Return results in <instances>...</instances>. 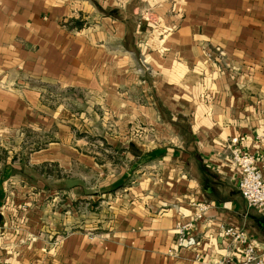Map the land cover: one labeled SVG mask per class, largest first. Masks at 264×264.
I'll return each mask as SVG.
<instances>
[{"label":"crops","instance_id":"1","mask_svg":"<svg viewBox=\"0 0 264 264\" xmlns=\"http://www.w3.org/2000/svg\"><path fill=\"white\" fill-rule=\"evenodd\" d=\"M172 5L158 50L141 0H0V264H201L222 224L264 245L229 147L264 176V0Z\"/></svg>","mask_w":264,"mask_h":264},{"label":"built area","instance_id":"2","mask_svg":"<svg viewBox=\"0 0 264 264\" xmlns=\"http://www.w3.org/2000/svg\"><path fill=\"white\" fill-rule=\"evenodd\" d=\"M145 6L143 15L151 22V32L146 44L150 48L162 50L167 38L175 30V25L167 24L154 9L165 2H172V9L177 13L183 11V0H141ZM153 41V42H152ZM264 144V139H260ZM237 139L229 146L231 162L238 170L237 186L249 206L264 209V176L255 155L239 150L234 146ZM194 214L189 221L179 222L176 226L175 243L179 249L191 248L198 240L191 234L196 223L201 220L207 210L205 203H192ZM221 237L226 243L227 253L220 258H210L196 254L201 264H264V245L256 243L249 237L246 230L222 224ZM174 255L175 251L170 250Z\"/></svg>","mask_w":264,"mask_h":264},{"label":"rangeland","instance_id":"3","mask_svg":"<svg viewBox=\"0 0 264 264\" xmlns=\"http://www.w3.org/2000/svg\"><path fill=\"white\" fill-rule=\"evenodd\" d=\"M153 42V41H152ZM50 99V102L52 103V102H56L57 100H55V99H53V97L52 98H49ZM53 105V104H52ZM74 107L75 108H79V105H74ZM30 135V142H37L38 141V136H40V134H37L36 132L35 133H32V134H29ZM29 137V136H28ZM41 137V136H40ZM98 137H96V139H97ZM13 141H12V145L13 146H15V144H16V142H18V139L19 138H17L16 136H13V138H11ZM95 139V138H94ZM95 144H97V143H95ZM30 145H31V143H29L28 144V149H27V151L30 153V149H31V147H30ZM96 148V147H95ZM95 148L93 147V150L95 151ZM98 151H100V148H98ZM102 153V152H101ZM0 154H1V152H0ZM0 156H2V157H4L5 156V152H3V154H1ZM12 156H14L15 157V153L13 152L12 153ZM115 156V158L117 159L118 158V156L119 155H114Z\"/></svg>","mask_w":264,"mask_h":264}]
</instances>
